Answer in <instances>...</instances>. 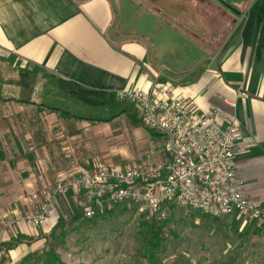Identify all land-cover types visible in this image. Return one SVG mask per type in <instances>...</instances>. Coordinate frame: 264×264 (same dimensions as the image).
Masks as SVG:
<instances>
[{"label":"crops","instance_id":"crops-1","mask_svg":"<svg viewBox=\"0 0 264 264\" xmlns=\"http://www.w3.org/2000/svg\"><path fill=\"white\" fill-rule=\"evenodd\" d=\"M216 1L236 10V26L211 54L184 29L186 24L196 30L200 10L193 0H0V63L117 95L129 89L164 90L166 97L184 99L201 114L219 113L222 123L238 130L235 166L244 195L264 206V0ZM17 115L0 107V264H22L45 247L58 212L78 208L77 192L62 198L42 227H6L8 211L26 212L28 202L36 208L26 195L47 193L58 169L69 178L98 165L93 158L82 156L79 162L62 155L57 142L67 136L66 123L50 122L49 129L58 126V134L33 146L37 149H24L31 136L15 121ZM110 124L113 128L115 122ZM77 140L68 138L66 148L75 152ZM28 177L37 180L36 189L26 188ZM19 236L35 242L6 254L5 246Z\"/></svg>","mask_w":264,"mask_h":264},{"label":"rangeland","instance_id":"rangeland-1","mask_svg":"<svg viewBox=\"0 0 264 264\" xmlns=\"http://www.w3.org/2000/svg\"><path fill=\"white\" fill-rule=\"evenodd\" d=\"M193 5L196 11L200 10V17H196V30L186 24L184 29L201 41L211 54L218 52L235 29L233 11L216 0H193ZM198 23L201 27L197 26ZM30 71L38 75L37 82L35 80L22 90L7 85V80H4L16 78L17 70L0 63L2 96L13 95L18 99L14 102L4 100L6 102L0 103V107H9L14 114H18L15 121L29 130L26 132H30L31 141L24 149L42 146L47 137L53 139L58 134L55 128L59 125L64 127L63 123H66L67 128L63 131L67 135L65 140L55 137L62 155L71 156L74 160L77 158L79 162L82 156L93 158L94 164H98L93 168L140 167L165 158L163 137L145 126L134 101L121 99L117 95L111 105L103 109L90 108L87 112L82 102L58 89V78L45 76L46 73L40 71ZM50 122L58 126L49 129ZM112 122H115L113 128ZM19 132L24 134V131ZM73 137L78 139L75 152L66 148L70 147L66 140ZM57 149H54V153ZM55 168L53 165L51 171L54 172ZM91 168L87 166L80 172ZM57 172L63 173L60 169ZM61 173L57 174L56 179L67 175ZM26 182L27 189H36V179L28 177ZM31 194L26 196L34 202L32 196L35 192ZM14 203L18 204L19 201ZM27 206L29 210L18 212L30 213L35 210L30 202ZM79 210L73 207L60 210L59 217L68 222L56 230L54 238L47 236L45 247L36 253L50 250L66 264H264V230H257L249 219L239 215L213 219L173 207L167 218L161 220L164 225L161 246L153 249L147 241L144 224L157 219L148 211L138 207L120 208L104 219H91L84 223L73 220ZM18 212L8 211L4 216V225L9 217ZM40 258L30 257L24 264H42L43 257Z\"/></svg>","mask_w":264,"mask_h":264},{"label":"built area","instance_id":"built-area-1","mask_svg":"<svg viewBox=\"0 0 264 264\" xmlns=\"http://www.w3.org/2000/svg\"><path fill=\"white\" fill-rule=\"evenodd\" d=\"M118 96L137 103L145 126L161 134L165 158L140 167L92 168L56 179L47 193L32 196L34 211L9 217L7 227L46 225L60 200L76 191L86 219L138 207L163 220L171 208L179 207L213 219L239 215L264 230V206L244 195V183L236 172L235 124L222 123L219 113L201 114L184 99L166 97L164 90L150 94L129 89Z\"/></svg>","mask_w":264,"mask_h":264},{"label":"trees","instance_id":"trees-1","mask_svg":"<svg viewBox=\"0 0 264 264\" xmlns=\"http://www.w3.org/2000/svg\"><path fill=\"white\" fill-rule=\"evenodd\" d=\"M17 73L18 74H16V75H18V76L14 79H11L13 82L11 80L8 81V79H4V80H7V82H6L7 85L13 86L16 88H20L23 90V89L29 87L33 82H35V80L37 82V79H38L37 76L38 75L35 72L28 70L27 68L18 69ZM34 73L36 75H34ZM47 75L54 77V75H52V74H46L45 76H47ZM42 76L45 77L44 75H42ZM55 77L58 78V80H57L58 89L60 91H64L69 97L74 98V99L82 102V104H84L83 108L85 110H87V112H88V110H91L90 108H96V109L101 108V109H103V107L109 106V105H111V103H114V99L117 97V94H115V93H107L104 91L86 89L77 83L64 80V79L59 78L57 76H55ZM15 99L18 100L15 97L13 98V97L2 96V93L0 90V101L15 100ZM42 104H43V102L40 103V105H42ZM123 112H125V111H123ZM116 117H118V116H116ZM93 119H89V120H93ZM124 208H126V207H124ZM115 210H118V209L108 210L105 213L95 217L92 220L104 219L107 216H109L110 214L114 213ZM205 216L210 217L208 215H205ZM83 218H84L83 212L81 210H79V211H77V213H75L73 220H75V222L81 221L84 223L92 221L91 219H86V218H84V221H82ZM210 218H212V217H210ZM157 220L153 219L152 221H146L144 224V227L146 230V236L148 237L147 241L153 249H156L159 246H161V233H163V229H164V225L162 223L163 220L162 221L160 219H157ZM67 222H68L67 219H65L63 217L60 218L59 224L57 225L56 229H54L51 232L50 238H54L56 230L59 229V227L66 225ZM33 242H35V239H33V238H28L25 236L16 237L15 239H12L5 246L6 254H8V252L10 250L14 249L19 244H22V243L31 244ZM48 249H50V248H48ZM30 257H41V258L43 257V259H42L43 262H41L42 264H66L61 260V258L57 254H55V252H52L50 250L45 251V253L44 252L43 253L42 252L41 253H34L31 256L26 257L22 261V264H24V262H27V260H29ZM6 260H7V256L5 257V261Z\"/></svg>","mask_w":264,"mask_h":264},{"label":"water","instance_id":"water-1","mask_svg":"<svg viewBox=\"0 0 264 264\" xmlns=\"http://www.w3.org/2000/svg\"><path fill=\"white\" fill-rule=\"evenodd\" d=\"M223 5L225 7H227L228 9H231L232 11H235L236 12V10L232 6H230V5L226 4V3H223Z\"/></svg>","mask_w":264,"mask_h":264}]
</instances>
